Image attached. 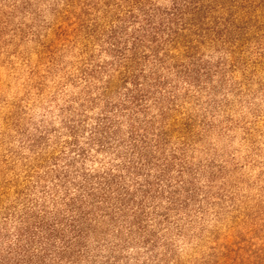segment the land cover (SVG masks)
Instances as JSON below:
<instances>
[{
  "label": "trees",
  "instance_id": "16d2710c",
  "mask_svg": "<svg viewBox=\"0 0 264 264\" xmlns=\"http://www.w3.org/2000/svg\"><path fill=\"white\" fill-rule=\"evenodd\" d=\"M101 2L0 204V264H176L256 163L221 141L254 143L264 0Z\"/></svg>",
  "mask_w": 264,
  "mask_h": 264
},
{
  "label": "rangeland",
  "instance_id": "374dc122",
  "mask_svg": "<svg viewBox=\"0 0 264 264\" xmlns=\"http://www.w3.org/2000/svg\"><path fill=\"white\" fill-rule=\"evenodd\" d=\"M101 1L0 0V204L17 195L27 177L28 136L43 122L56 121L62 84L87 51L88 25L100 17ZM263 92L250 136L254 145L245 144L241 130L221 141L242 159L251 153L256 163L235 173L242 179L238 195L203 236L181 244L176 264H264Z\"/></svg>",
  "mask_w": 264,
  "mask_h": 264
}]
</instances>
